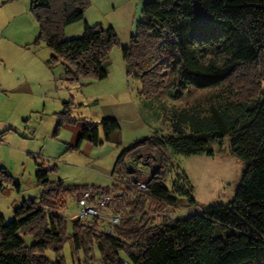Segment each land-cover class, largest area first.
I'll return each instance as SVG.
<instances>
[{
	"label": "trees",
	"instance_id": "1",
	"mask_svg": "<svg viewBox=\"0 0 264 264\" xmlns=\"http://www.w3.org/2000/svg\"><path fill=\"white\" fill-rule=\"evenodd\" d=\"M88 5L89 0L30 2L39 27L35 43L50 49L46 62L61 64L68 83L106 78L110 51L118 44L115 29L101 23L84 21L81 36H64L66 26L84 19ZM140 15L129 45L122 48L126 75L139 80V93L152 98L168 86L173 97L186 88L213 92L204 100L169 108L165 117L171 134L150 135L125 146L115 167L132 175L125 167L126 155L139 146L156 147L163 170L147 180L150 193L170 202L183 196L196 206L185 182L165 185L166 151L213 155L212 143L228 135L231 153L245 164L233 200L146 228L141 196L112 235H106L97 225H69L56 200L85 185L51 180L49 172L56 167L40 163L35 172L39 198L21 202L10 221L0 216V264H64L66 242L73 258L84 253L83 264L89 263L93 247L104 264H264V0H147ZM70 105L64 103L54 133L77 122ZM119 129L113 117L99 123L84 120L75 147L83 141L95 146L120 143ZM7 183L19 189L11 173L0 167V187ZM24 234L34 241L27 244ZM47 249L54 251L55 260L46 257ZM122 252L129 262L122 260Z\"/></svg>",
	"mask_w": 264,
	"mask_h": 264
},
{
	"label": "rangeland",
	"instance_id": "2",
	"mask_svg": "<svg viewBox=\"0 0 264 264\" xmlns=\"http://www.w3.org/2000/svg\"><path fill=\"white\" fill-rule=\"evenodd\" d=\"M145 1L147 0H89V5L84 13L85 19L69 26L75 27L85 20L89 24L101 23L103 26L110 25L115 29L118 37V44L111 49L109 54L106 78L91 80V84L78 82L76 83L77 86L71 88L69 93L74 94L76 100L82 103L74 111L75 115L84 117L87 121L99 123L101 118H103L102 113L107 108H110V105L114 102L113 87L116 84L118 85L125 65L122 48L129 45L130 37L135 29V23L141 17V7ZM30 2V0H15L11 5H0V63L9 68V74H12L15 79L22 72H25L30 80L34 78L35 71L33 65H29L30 60H28L30 55L40 56L42 49L43 52L49 51V48L43 43H35L39 27L35 17L30 12ZM81 34L73 35L70 38L79 37ZM19 69H22L21 73L17 71ZM5 72L8 74L7 71ZM28 84L26 87L30 86L33 88L35 86L33 81ZM122 85L125 93L120 91L116 94V97L122 101L131 100L144 122V127L135 133L137 137H132L134 134L129 135L127 133V136L132 139H140L149 135L171 134L169 122L165 117L167 110L172 106L180 107L198 99L204 100L213 92V89L209 88H186L181 91L178 97H173V89L168 86L158 93L157 96L150 98L149 102H142L137 92L141 86L138 79L130 77ZM30 90L32 89L30 88ZM51 91L52 95L56 96V93L60 94L65 90L58 85ZM31 94L28 91L23 97H17L16 94L0 91V121L10 118L9 120L15 133L20 130V124L18 125L16 122L17 120L19 121L17 115L20 114L19 110L22 108H25L27 112L23 118H28L26 121L29 122L28 126H33L35 122L37 123L36 116L29 113L32 107H35V103L39 101L38 99L31 100ZM42 104L43 101L40 102V106ZM53 104L54 102L51 100L46 101L45 113L47 112L48 115H52ZM37 110L42 111L41 109ZM24 127L23 124L21 130H25V138H32L34 135L33 129H23ZM111 142L115 143L114 141ZM29 143L30 147L35 145L34 140L27 142V144ZM108 144L113 145L105 142L103 147ZM12 146H14V143L7 139H5V145H0V161L11 173L14 181L20 184L19 189L9 183L0 187V216H3L6 222L12 220L13 210L21 202L30 198H39L40 196L35 184L34 159L37 162L43 161L49 167H56L55 170L49 172L51 180L61 177L68 182L90 183L92 178L96 177L97 167L92 160L93 157L82 153L81 150L71 149L62 157L56 159V161H53L55 160L54 157H48L47 155H43V157L50 159H41V157L37 158L34 156L33 158L28 154L26 157L30 160H23V158L12 155L10 150ZM46 147L49 148V145L47 144ZM212 149L213 155H183L172 150L166 151L168 169L165 170V185L171 187L177 179L181 180L182 183L185 182L184 185L191 188V196L198 208H205L210 205H228L235 196L245 168L243 160L231 153L228 135L224 136L222 142H213ZM134 150L137 151L132 161L136 165H140V170L136 173L138 180L147 181L154 172L159 171L156 167L160 166V171L163 170L160 164L161 152L156 147L144 145ZM30 161L33 163L31 166L29 165ZM141 162L144 164H140ZM73 193L62 194L56 200V209L66 218L69 225L74 221L73 217L77 212V206L72 198ZM177 201L181 206L188 205L186 197L180 196ZM180 214L182 215L181 211ZM24 239L27 244H31L34 241L28 234H24ZM91 251V259L88 264H104L94 247L91 248ZM44 254L50 260L56 259L52 249L45 250ZM62 257L64 264H83L85 262V256L82 251L76 253L74 258L72 257V250L68 242L63 244ZM120 257L125 262H129V258L123 252L120 253Z\"/></svg>",
	"mask_w": 264,
	"mask_h": 264
},
{
	"label": "crops",
	"instance_id": "3",
	"mask_svg": "<svg viewBox=\"0 0 264 264\" xmlns=\"http://www.w3.org/2000/svg\"><path fill=\"white\" fill-rule=\"evenodd\" d=\"M31 1V0H30ZM15 2V0H0V5H11ZM85 13V12H84ZM85 19V14H84ZM88 22L87 20H85ZM72 24L66 26L64 28V36L70 38L73 35H79L83 32V23L80 25H76L75 27H69ZM9 42V41H8ZM11 43V42H9ZM51 55V51H44L42 49V54L40 56L30 55L29 65H33V69L35 71L34 78L30 80L25 72H22V69L17 70L21 73L18 78L15 79L12 74H9V68L5 65L0 63V91L4 93L16 94L17 97H23L26 92L30 91L32 93L30 96L31 100L38 99L39 102L35 103V107H32L29 114H33L37 118V123L35 122L33 126H28V120L23 118L26 115L25 108L19 110L20 114L17 115L19 122L17 120V124H20V130L18 132H14V128L10 123V118H5L4 120L0 121V145H5V139L11 140L14 143V146L10 148L12 155L16 157L23 158V160L29 159L26 155L34 156L41 159H50L45 158L43 155H47L48 157H54L59 159L62 157L67 151L71 149H78L81 150L82 153L92 156L93 162L97 167V174L96 177H93L92 180L89 182H68L66 179L58 177L57 179H61L64 181L65 184L68 185H87L91 184L94 186H109L111 184V176L113 174V170L116 166V159L120 153V151L127 145L133 143L134 141L139 140V138L132 139L128 134H134L132 137H137L135 133L141 128L144 127V122L142 117L140 116L138 109L134 106L131 100L122 101L118 100L116 94L122 91L124 92V87L122 85L125 84L126 80L130 77L126 75L125 65L122 71V76L120 75L118 85H114L113 87V94H114V102L110 105V108H107L103 113V117H113L116 118L119 122L120 129L116 133V137L120 143H111L113 145H106L103 147L104 144L100 146H95L90 142L83 141L79 145L78 148L75 147L77 142V137L81 129L82 122L85 120L84 117H80L79 115H75L74 111L77 110L78 106L82 103L76 100L74 94H70V90L73 86H77L76 83H68L64 78V67L59 64H48L46 60ZM7 71L8 74L5 72ZM13 73V72H12ZM27 78V79H26ZM30 81H33L35 86L26 87L29 85ZM92 83V81L87 82ZM86 84V83H85ZM53 85V87H52ZM61 86L65 90L63 93H56V96L52 95V89L56 88V86ZM30 88L32 90H30ZM67 90V92H66ZM25 91V93H23ZM139 99L142 102H149L150 98H146L139 93V88L137 90ZM65 93V94H64ZM68 94V95H67ZM52 96V97H51ZM51 100L54 102L52 106V115H48L46 111V101ZM43 101V104L40 106V102ZM71 102L70 105V113L72 116L77 118V122L70 124L65 123L63 126L58 130L57 133H54L55 126L58 122V114L64 110V103ZM41 109L42 111L40 112ZM31 118V116H29ZM31 123V121H30ZM23 124L27 128L23 129H33V137L32 138H25V130H21ZM18 127V126H17ZM69 134H68V133ZM128 133V134H127ZM150 136V135H149ZM148 137V136H146ZM32 139V140H30ZM132 139V140H131ZM142 139V138H140ZM35 142V145L30 147V143L27 144L28 141ZM49 145V148L46 145ZM47 148V150H46ZM32 149V150H31ZM137 150H133L129 152L125 159V167L127 170L133 171L132 175L136 177V173L140 170L139 164L133 163L132 159L135 155ZM46 153V154H45ZM33 157V158H34ZM30 160V159H29ZM58 161V160H57ZM40 163H44L43 161H38L34 159V173L37 170V166ZM33 163L32 161L29 162L31 166ZM45 164V163H44ZM140 164H144L141 162ZM2 165V166H1ZM159 166V165H158ZM0 167H4L3 162L0 161ZM6 168V167H5ZM160 171V166L156 167ZM156 169V170H157ZM36 184V183H35ZM37 191L41 192L40 187L36 184Z\"/></svg>",
	"mask_w": 264,
	"mask_h": 264
},
{
	"label": "built area",
	"instance_id": "4",
	"mask_svg": "<svg viewBox=\"0 0 264 264\" xmlns=\"http://www.w3.org/2000/svg\"><path fill=\"white\" fill-rule=\"evenodd\" d=\"M111 180L109 186L86 185L73 193L77 206L74 221L90 227L97 225L103 233L112 235L130 206L141 196L145 198L143 223L146 228L168 225L181 216L200 210L197 206H181L178 201L170 202L153 195L147 181L124 173L118 166L113 170Z\"/></svg>",
	"mask_w": 264,
	"mask_h": 264
}]
</instances>
